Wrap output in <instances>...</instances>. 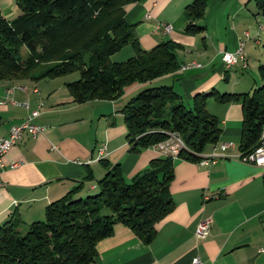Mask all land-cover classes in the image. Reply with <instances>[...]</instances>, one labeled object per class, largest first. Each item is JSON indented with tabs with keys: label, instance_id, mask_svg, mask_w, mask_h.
I'll use <instances>...</instances> for the list:
<instances>
[{
	"label": "crops",
	"instance_id": "obj_1",
	"mask_svg": "<svg viewBox=\"0 0 264 264\" xmlns=\"http://www.w3.org/2000/svg\"><path fill=\"white\" fill-rule=\"evenodd\" d=\"M14 2L0 0L3 18L16 15ZM189 2L139 0L124 9V19L134 24L142 49L169 39L181 45L176 53L182 64L196 63L151 82L171 85L185 104L193 94L211 88L219 93L250 92L263 83L257 68L264 64V16L253 0H208L201 19L204 29L196 34L183 31ZM240 39L246 66L238 62L225 67L222 52L232 51ZM66 77L0 80V137L34 110L37 116L32 121L44 126L33 138L24 134L1 157L0 223L11 217L25 223L43 218L45 205L62 196L88 169L95 178L104 173L99 158L119 162L128 180L161 154L155 145L137 153L127 151L119 113L147 83L126 86L114 100L74 103L64 86L70 80ZM205 107L218 118L217 143L238 141L240 104L219 103L209 96ZM102 144L104 154L98 156ZM217 151L221 155L207 164L173 158L168 184L173 207L155 223L151 241L144 243L127 227L115 224L111 235L95 243L96 256L86 264H192L195 257L198 264H264V252L257 251L264 243V169L241 161L235 145ZM209 152L208 147L200 156ZM92 187L86 186L88 191ZM203 218L210 220L208 234L196 238L195 226Z\"/></svg>",
	"mask_w": 264,
	"mask_h": 264
},
{
	"label": "trees",
	"instance_id": "obj_2",
	"mask_svg": "<svg viewBox=\"0 0 264 264\" xmlns=\"http://www.w3.org/2000/svg\"><path fill=\"white\" fill-rule=\"evenodd\" d=\"M137 1L15 0L17 13L12 19L0 14V80H38L77 72L76 79L64 82L74 103L115 99L126 86L147 83L119 109L127 151L154 146L170 133L183 144L174 156L161 153L150 159L128 180L119 162L99 158L104 173L95 178L88 169L62 196L45 205L43 218L25 223L11 217L0 223V264H86L96 256L95 243L111 235L118 223L142 242L151 241L155 223L173 207L168 189L173 158L199 161L206 148L211 152L220 143L218 118L205 107L209 96L219 103L240 104L239 158L259 143L264 64L257 68L263 83L250 92L219 93L211 88L193 94L190 104H185L171 85L151 82L180 68L176 51L181 45L167 39L142 49L134 24L124 19L125 7ZM207 1L190 0L186 5L185 33L204 29L201 19ZM253 2L264 16V0ZM125 45L132 55L109 61ZM38 67L42 68L34 72ZM261 179L264 187V172Z\"/></svg>",
	"mask_w": 264,
	"mask_h": 264
},
{
	"label": "built area",
	"instance_id": "obj_3",
	"mask_svg": "<svg viewBox=\"0 0 264 264\" xmlns=\"http://www.w3.org/2000/svg\"><path fill=\"white\" fill-rule=\"evenodd\" d=\"M169 29L168 26H164V30L167 31ZM244 35L247 36L248 33L244 32ZM244 41L242 39L237 41L236 46L232 51H224L221 54V60L225 67H229L235 63H240L241 67L244 68L246 66L245 58H244V50H243ZM195 62H189L187 64L180 65V69L195 66ZM9 91V89H8ZM13 104L16 102L11 100ZM1 103V102H0ZM24 107L27 106V103L23 101L21 103ZM37 116V111L34 110L31 112L27 118H25L21 123L12 125L9 128L8 134L5 137H0V170L2 168L1 157L4 152L13 144L20 141L24 134L28 135L30 138L35 137L37 134L41 133L44 129V126L32 121V118ZM158 151L160 153H167L168 155L174 156L177 151L183 147L181 140L178 135L175 133H170L169 137L157 143ZM229 148H233V144L229 142H220L216 146L212 147V151L200 158L201 164H207L208 162H213L216 157L221 155L217 150L223 151ZM105 147L104 145H100L97 149V155L102 156L104 154ZM241 161L245 163H249L258 168L264 169V125L261 128V132L259 135V143L253 148V150L239 158ZM15 164H11L14 166ZM210 220L209 218H203L199 222H197L194 235L196 238H204L208 234ZM257 251L264 252V243L257 248ZM192 264H198V258L195 257L192 259Z\"/></svg>",
	"mask_w": 264,
	"mask_h": 264
},
{
	"label": "rangeland",
	"instance_id": "obj_4",
	"mask_svg": "<svg viewBox=\"0 0 264 264\" xmlns=\"http://www.w3.org/2000/svg\"><path fill=\"white\" fill-rule=\"evenodd\" d=\"M23 53H24V48L21 49V54H23ZM132 53H133V51H132L131 47L129 45H125L119 51H117L114 54L110 55L108 59L111 62H118V61H122V60L126 59L127 57H129L130 55H132ZM41 68L42 67H40V68L38 67L36 70H34V72L37 73ZM65 76H67L66 78H69V79H76L78 77V74H77V72H72V73H69V74H67ZM117 98H115V99H117ZM99 100L110 101V100H114V99H99ZM111 124H113V123H111ZM228 142L233 144V148H234V145H235V148H236V146L238 144V141L237 140H236V142H233V141L232 142L231 141H228ZM147 148H149V147H147ZM144 149H146V148H144ZM144 149H142V150H144Z\"/></svg>",
	"mask_w": 264,
	"mask_h": 264
}]
</instances>
